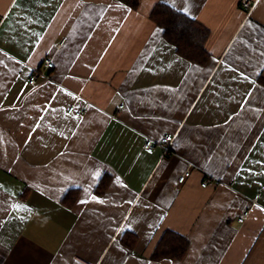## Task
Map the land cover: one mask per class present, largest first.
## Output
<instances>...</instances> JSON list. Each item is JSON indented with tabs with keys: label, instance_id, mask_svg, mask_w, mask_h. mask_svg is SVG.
<instances>
[{
	"label": "crops",
	"instance_id": "obj_1",
	"mask_svg": "<svg viewBox=\"0 0 264 264\" xmlns=\"http://www.w3.org/2000/svg\"><path fill=\"white\" fill-rule=\"evenodd\" d=\"M242 1L0 0V264H264V0ZM158 3L209 31L205 64ZM169 233L185 256L153 259Z\"/></svg>",
	"mask_w": 264,
	"mask_h": 264
},
{
	"label": "trees",
	"instance_id": "obj_2",
	"mask_svg": "<svg viewBox=\"0 0 264 264\" xmlns=\"http://www.w3.org/2000/svg\"><path fill=\"white\" fill-rule=\"evenodd\" d=\"M119 1L135 9L138 7L140 0ZM151 19L164 29L165 39L176 47L180 56L200 65L207 62L209 53L205 46L209 38V31L205 27L165 3L155 5L151 13ZM106 182L104 178L101 180L97 187V193L100 194L105 190ZM73 195L71 194L70 197L67 195L64 199L65 202L74 203L77 192L74 191ZM188 247L189 243L186 238L169 233L166 242L159 247L153 259H182Z\"/></svg>",
	"mask_w": 264,
	"mask_h": 264
},
{
	"label": "built area",
	"instance_id": "obj_3",
	"mask_svg": "<svg viewBox=\"0 0 264 264\" xmlns=\"http://www.w3.org/2000/svg\"><path fill=\"white\" fill-rule=\"evenodd\" d=\"M252 5V2L249 1V0H243L242 1V6L244 8H250ZM55 67V64L53 62L52 59L48 58L46 59L45 63L43 64V68L42 69H39L37 70L35 73H33V75L31 76V79H30V83L32 85H35L37 82H38V79L39 78H45V79H48L49 76H48V73L47 71L48 70H53ZM123 106H121L122 108ZM69 113L70 114H75V115H78L80 116L81 115V111H77L75 109L74 106H71L69 108ZM174 135L173 134H166L164 135L161 140L156 143L154 142L153 140H147L144 144V149L150 153H152L155 149V147L157 146V144H159L162 148H163V151L165 154H171L172 153V146H173V142H174ZM191 175V170L190 168L187 169L178 179V183L179 184H183L185 182V180ZM211 180L209 178L205 179L203 182H202V187H207L211 184ZM258 197L256 196L254 200H256ZM250 209L244 211L238 218V221L240 223H244L245 220L249 217L250 215Z\"/></svg>",
	"mask_w": 264,
	"mask_h": 264
}]
</instances>
